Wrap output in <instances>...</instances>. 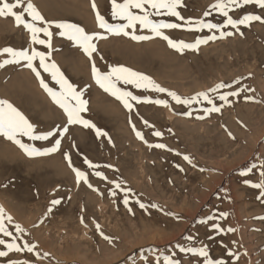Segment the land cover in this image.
Segmentation results:
<instances>
[{"label": "rangeland", "instance_id": "1", "mask_svg": "<svg viewBox=\"0 0 264 264\" xmlns=\"http://www.w3.org/2000/svg\"><path fill=\"white\" fill-rule=\"evenodd\" d=\"M32 2L47 21L53 22L51 49L32 44L30 33L24 30L25 36L22 26L15 29L13 21L15 36L9 32L10 36L0 38V51L10 46L50 52L49 62L54 61L77 90L84 92L88 110L81 115L95 128L67 124L63 109L40 86L25 62L1 68L0 99L20 110L35 125L37 134L56 133L48 140L18 139L41 150L53 147L57 139L61 143L56 152L28 157L17 144L0 136V143L4 142L0 144V207L13 218L5 223L19 237L16 243L36 246L31 253L26 249L11 251L0 257V264H157V258L162 264L164 257L179 264H202V257L180 251L202 246L208 248L211 258L226 264H264V196L251 186L264 180L259 175L264 170V23L253 21L237 31L223 26L225 17L212 9L216 0H182L178 11L185 20H205L235 34L202 44L197 51L177 52L167 41L139 26L136 35L153 38L134 41L123 34L104 32L98 27L92 0ZM95 4L109 23H126L112 17L111 0H95ZM205 12H209L207 17ZM230 15L237 19L264 16V9L255 4L240 5ZM7 18L0 17V23L12 22L13 18ZM152 18L184 23L167 15ZM55 23L77 24L90 34L99 32L106 38L94 41L97 51L90 60L73 41L60 35ZM164 31L173 40L188 43L213 35L208 29L189 31L187 25ZM215 35L219 37V32ZM7 58L0 56V63ZM93 62L101 72L111 67L131 68L182 98L207 92L221 110L205 113L203 110L210 107L205 101L189 107L166 93L120 82L118 88L139 96L141 101L163 99L169 105L130 101V111L96 84ZM39 70L49 86L59 91L51 76ZM220 83L232 85L220 92L236 90L240 95L230 97L228 104L219 101L220 93L210 89ZM64 127H68L67 133H63ZM96 129L107 135L98 136ZM157 131L162 135L155 136ZM88 162L99 167H89ZM73 168L85 172L88 182H77ZM96 172L107 179L96 176ZM112 181L120 183L121 189ZM126 189H131L128 205L123 202ZM54 199L60 203L53 205ZM137 200L146 207L141 208ZM220 213H227V217H220ZM15 224L21 225L23 234L16 232ZM213 224L224 231L214 230ZM229 228L235 231L228 232ZM101 232L111 239H104ZM0 239L11 242L2 234ZM5 250L0 245V251Z\"/></svg>", "mask_w": 264, "mask_h": 264}, {"label": "snow or ice", "instance_id": "2", "mask_svg": "<svg viewBox=\"0 0 264 264\" xmlns=\"http://www.w3.org/2000/svg\"><path fill=\"white\" fill-rule=\"evenodd\" d=\"M249 4H255L259 6V8L264 9V0H216V3L212 5V9L221 13L225 17L224 27H231L239 31L241 25L248 26L253 21L264 23V16L260 15H245L238 19L233 18V16L230 15L231 10L239 7L240 5ZM92 7L96 15L98 27L104 30V32L116 35L123 34L124 36H129L134 41H146L153 38L151 35H136L135 32L137 30V26H139L140 28L154 34V37H159L167 41L168 46L175 49L177 52H183L186 49L197 51L202 44H207L209 41H214L217 38H224L235 34L231 31H222L220 25L208 23L205 20H185V18L181 16L178 11V9L182 7V0H122V2H118V0H111L112 17L126 22L119 25L109 23L108 20L100 14L96 8L95 0H92ZM149 9L152 11H149ZM159 15L176 17L179 21H183L184 23L158 22L152 18ZM204 15L207 17L209 12H205ZM0 17H12L17 26H23V28L30 33L32 44L43 45L46 48L51 49V39L53 33L50 31V27L53 22L45 19L32 0H0ZM185 25H187V30L189 31L200 32L204 29H208L210 32H213V35L206 38H198L193 43H188L183 40H173L170 36L165 34L164 30L183 28ZM55 27L61 30V36L66 37L69 41H73L79 48H81L90 60H92L93 53L97 51V46L94 41L106 38L99 32L90 34L86 32L83 27H80L77 24L55 23ZM129 29L131 31H128ZM217 31L219 32V37L215 35V32ZM41 36L46 37V39L41 38ZM3 55H6L8 58L4 59L3 63H0V68L8 64H19L21 62L26 63V66L31 69L33 73H35L40 86L45 90V92H47L53 102L63 109L67 116V124H82L84 127L95 128L94 124H91L89 120L84 119L81 115V113L87 112L88 110V101L83 99L84 92L77 90L74 84L69 81L63 72H61L60 68L54 61L49 62L51 59L50 52L38 51L36 49H31V51L16 50L11 47H5L2 51H0V56ZM37 60L39 61L38 65L34 63ZM39 69H43L44 72L51 76L55 85L59 86V91L55 90L54 87L49 86V83L45 81V78L42 76ZM92 74L97 85H99L105 92L110 93L117 100L121 101L124 107L130 111L132 109L130 101L154 103L164 107H168L169 105L168 101L163 99L149 100L145 98L144 101H141L139 96H135L131 92L118 88L117 84L120 82L134 85L136 88L151 89L152 91L158 93H166L173 100H175L176 103L187 105L189 107L192 106L193 103L205 101L208 105H210V107H206L203 110L205 113L220 112L221 110L215 103L214 98L207 92L197 93L196 96L190 98H182L176 92L169 91L168 89L155 83V81H153L149 76L136 72L131 68L123 66L111 67L109 71L101 72L100 69L96 67L95 62H93ZM236 83L238 84L239 80H237ZM231 87L232 85L230 84L220 83L216 85L215 88L210 89V91L219 92L220 94L217 97L218 100L228 104L230 103V97L239 96L240 91L233 90L223 93L220 92V90ZM247 99L252 98L247 97ZM187 114L191 115V113ZM198 118L202 119L203 117ZM147 123L148 122L145 121V124ZM62 131L63 133H67L68 127H64ZM96 134L98 136L107 135L100 129H96ZM136 134L140 139H143L140 132H137ZM53 135H56V133L48 132L46 134H37L33 124L29 122L28 118L20 110L14 107L9 101L0 99V136L7 137V139L13 141L25 152L26 155L32 157L56 152L59 150L61 142L57 139L53 147L41 150L40 148L23 143L20 139H18L19 136H27L30 140L37 141L48 140L49 137ZM154 135L159 137L162 133L157 131ZM228 135L231 136L232 133L228 132ZM154 146L158 148L166 147L164 144H156ZM66 158L68 159L69 166L71 167L70 157L66 155ZM184 159L189 164H192V160L188 156H185ZM88 164L89 167H99L98 165H93L91 162H88ZM262 169H264V166H262ZM73 171L76 174L77 182H80L81 180L85 183L88 182L85 172L76 168H73ZM95 175L101 177L102 179H107V177L103 176V173L101 172H96ZM259 175L264 178V170H261ZM113 183H115L116 189H121L120 183ZM251 186L260 189L262 196H264V180L260 183L252 184ZM88 187L91 188L92 185L88 184ZM130 194L131 189L124 190L123 202L125 205L129 204ZM111 195L115 196L116 192L113 191ZM51 203L53 205H57L60 203V200L54 199ZM137 203H139L141 208L146 207L143 203H140L139 200H137ZM151 207L158 206L151 205ZM129 211H131V208H129ZM220 217L226 218L227 213H220ZM12 219L13 218L10 215H6L4 209L0 207V234L4 237L11 238V242H8V240L5 239H0V245H3L6 249L5 251H0V257L7 256L11 251L21 252L25 249L31 253L34 252L36 247L35 245H31L27 242L23 245L16 243V240L19 239V237L15 236L14 233L8 229L5 223V220L11 223ZM209 219H215V217H209ZM13 227L18 233L23 234L25 231L19 224H15ZM212 227L218 232L224 231L219 224H213ZM100 228L101 226L97 223V231H100ZM227 231L233 232L235 229L229 228ZM101 235L106 240L111 239L110 237L104 235L103 232H101ZM180 251L202 257V264H226L224 260H215L211 258L209 250L206 246H202L200 248H181ZM36 255L39 256V253L37 252ZM229 255L232 256L234 253L229 252ZM14 264H18V262H14ZM24 264H27V262H24ZM157 264H161L159 258H157ZM162 264H179V261L169 257H164Z\"/></svg>", "mask_w": 264, "mask_h": 264}, {"label": "bare ground", "instance_id": "3", "mask_svg": "<svg viewBox=\"0 0 264 264\" xmlns=\"http://www.w3.org/2000/svg\"><path fill=\"white\" fill-rule=\"evenodd\" d=\"M11 19H12V17L9 18V19L7 18L8 21L11 20ZM11 21H12V22L7 23V22H2V20H1V23L5 25V26L3 25L4 28H3L2 30H0V38H1L2 40H4L5 37L8 35L7 33L11 32V34H12V32H13L12 30H14V28H11V27H12L11 23L14 25V23H13L14 19H12ZM1 23H0V24H1ZM1 26H2V25H1ZM14 26H16V25H14ZM20 27H21V26H20ZM17 28H18V26H16L15 29H17ZM22 28H23V26H22ZM22 28H19L20 32H21V29H22ZM19 30H18V31H19ZM24 30H26V29H23V33H24L25 36H27V33H26ZM13 33H14V36H15V31H14ZM28 33H29V32H28ZM256 33H257V32H256ZM17 35H18V34H17ZM17 35H16V36H17ZM22 35H23V34H22ZM8 36H10V34H9ZM8 36H7V37H8ZM11 36H12V35H11ZM19 36H20V33H19ZM28 36H29V35H28ZM12 38H13V37H12ZM24 38H25V37H24ZM8 39H11V38L9 37ZM16 39H17V38H16ZM29 39H30V38H29ZM29 39H28V40H29ZM28 40H27V41H28ZM20 42H21V41H20ZM53 42H54V41H53ZM14 43H15V42H14ZM30 43H31V42H30ZM99 44H100V43H99ZM99 44H98V45H99ZM19 45H21V43H19ZM22 46H23V45H22ZM9 47H10V46H9ZM27 48H28V47H27ZM29 48H30V47H29ZM25 49H26V48H25ZM26 50H28V49H26ZM29 50H30V49H29ZM37 50H38V49H37ZM82 54H83V53H82ZM85 56H86V55H85ZM96 57L98 58V55H97ZM103 58H104V57H103ZM98 59H99V58H98ZM54 60H55V59H54ZM82 60H84V59H82ZM2 62H3V61H2ZM2 62H1V63H2ZM84 62H85V61H84ZM17 65H18V64H17ZM5 66H6V65H5ZM5 66H4V67H5ZM26 67H27V66H26ZM20 68H21V67H20ZM86 68H87V67H86ZM4 69H5V68H4ZM16 69H17V68H16ZM23 69H25V70L28 71V69H27V68H24V66H23ZM0 70H1V68H0ZM17 70H18V69H17ZM20 70L22 71V68H21ZM4 71H5V70H4ZM29 71H30V70H29ZM29 71H28V74H29ZM77 71H78V70H77ZM83 71H84V70H83ZM86 71H87V70H86ZM91 71H92V70H91ZM104 71H105V70H104ZM25 72H26V71H25ZM78 72H79V71H78ZM89 72H90V71H89ZM102 72H103V71H102ZM76 74H77V73H76ZM84 74H86V73H84ZM0 76H2V75H0ZM28 76H29V75H28ZM79 76H80V75H79ZM29 77H30V76H29ZM44 77H45V76H44ZM87 77H89V76H87ZM91 77H92V76H91ZM91 77H89V78H91ZM1 79H2V78H1ZM3 79H4V78H3ZM3 79H2V80H3ZM76 79H77V78H76ZM37 80H38V79H37ZM81 80H82V79H81ZM6 81H7V80H6ZM13 81H14V80H13ZM13 81H12V82H13ZM87 81H88V80H87ZM53 82H54V81H53ZM20 83H22V82H20ZM20 83H19V84H20ZM38 83H39V82H38ZM16 84H17V83H16ZM30 84H31V83H30ZM87 84H88V83H87ZM18 86H19V85H18ZM51 86H52V85H51ZM32 87H33V86H32ZM9 88H10V87H9ZM11 88H12V86H11ZM56 89H57V88H56ZM85 89H86V88H85ZM4 90H5V89H4ZM6 90H7V89H6ZM6 90H5V92H6ZM16 90H17V89H16ZM7 91H9V90H7ZM11 91H12V90H11ZM1 92H2V91H1ZM42 92H43V91H42ZM103 92H104V90H103ZM2 93H3V95L5 96L4 91H3ZM12 93H13V92H12ZM15 93H16V92H15ZM135 93H136V92H135ZM18 94H20V93H18ZM22 94H23V93H21L20 96H21ZM4 96H3V97H4ZM6 97H7V95H6ZM47 97H48V96H47ZM83 97H84V95H83ZM88 98H89V97H88ZM99 98H100V97H99ZM97 99H98V98H97ZM87 100H88V99H87ZM53 104H54V103H53ZM61 110H62V109H61ZM239 111H240V110H239ZM84 114H85V113H84ZM85 115H86V114H85ZM102 121H103V120H102ZM34 126H35V125H34ZM77 126H78V125H77ZM79 126H80V125H79ZM79 126H78V127H79ZM83 129H84V128H83ZM85 129H86V128H85ZM85 129H84V130H85ZM39 130H41V129H39ZM41 133H42V132H41ZM1 137H2V136H1ZM69 137H70V136H69ZM22 138H23V137H21V139H22ZM89 140H90V139H89ZM6 141H7V140H6ZM71 141H72V140H71ZM86 141H87V140H86ZM1 143H4V142L1 141ZM1 143H0V144H1ZM74 144H75V143H74ZM8 145H9V144H8ZM11 145H12V144H11ZM35 146H36V145H35ZM37 146H38V145H37ZM53 146H54V145H53ZM74 146H75V145H74ZM41 147H42V146H41ZM19 149H20V148H19ZM91 149H92V148H91ZM76 150H77V149H76ZM93 150H94V149H93ZM18 151H19V150H18ZM70 151H71V150H70ZM72 152H73V150H72ZM72 152H71V153H72ZM76 153H77V152H76ZM20 154H21V153H20ZM22 154H23V153H22ZM65 154H66V153H65ZM87 154H89V153L87 152ZM90 154H91V153H90ZM74 155H75V154H74ZM107 155H108V154H107ZM63 156H64V155H63ZM72 156H73V155H72ZM103 156H104V155H103ZM113 156H114V155H113ZM28 157H29V156H28ZM26 158H27V156H26ZM105 159H106V158H105ZM92 161H93V160H92ZM117 162H118V161H117ZM115 163H116V162H115ZM88 165H89V164H88ZM103 165H104V164H103ZM78 167H79V166H78ZM92 168H93V167H92ZM82 170H83V169H82ZM86 170H87V169H86ZM89 170H90V169H89ZM83 171H84V170H83ZM74 174H75V173H74ZM93 181H94V180H93ZM112 182H113V181H112ZM83 184H84V183H83ZM70 185H71V184H70ZM69 192H70V191H69ZM97 192H98V191H97ZM78 193H79V192H78ZM67 194H68V193H67ZM82 194H83V193H82ZM78 196H79V195H78ZM169 198H170V197H169ZM114 199H115V198H114ZM87 200H88V199H87ZM112 200H113V199H112ZM80 201H81V200H80ZM168 202H169V201H168ZM77 219H78V218H77ZM79 224H80V223H79ZM133 226H134V225H133ZM226 235H227V234H226ZM209 241H210V240H209ZM205 243H206V242H205ZM228 243H229V242H228ZM207 245H208V247H209V244H208V243H207ZM221 245H222V244H221ZM184 260H185V259H184ZM239 260H240V259H239ZM182 262H183V261H182ZM185 263H186V261H185ZM236 263H237V262H236ZM263 263H264V262H263ZM252 264H253V263H252ZM257 264H258V263H257Z\"/></svg>", "mask_w": 264, "mask_h": 264}]
</instances>
